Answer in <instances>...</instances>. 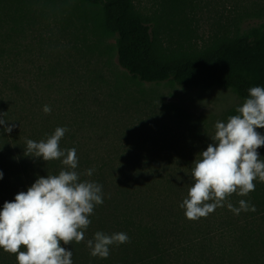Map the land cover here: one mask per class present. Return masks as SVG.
Listing matches in <instances>:
<instances>
[{
    "label": "trees",
    "instance_id": "trees-1",
    "mask_svg": "<svg viewBox=\"0 0 264 264\" xmlns=\"http://www.w3.org/2000/svg\"><path fill=\"white\" fill-rule=\"evenodd\" d=\"M46 1L0 0V66L2 55L19 50L29 29L45 24L47 4H39ZM75 1L92 10L88 17L79 18V25L113 38L118 63L137 82L228 90L241 104L226 112L225 122L238 114L236 109L251 87H264V23L226 31L199 46L186 13L191 0H161V15L154 17L143 13L135 0ZM4 71L0 70V113L16 127L7 133L0 125V210L37 178L58 175L65 168L61 160L46 162L25 152L27 140H46L57 127L68 129L59 144L62 150L76 149L80 181L102 186L104 202L89 217L84 241L64 245L72 251L73 264H211L215 241L225 235L235 237L247 231L253 237L252 228L257 226L264 236V182L259 180L255 191L231 195L206 218H186L180 204L194 182L193 162L213 143L201 137L196 124L182 126L185 135L193 136L178 147L154 134L131 136L126 133L131 129L117 131L116 139L103 136L93 144L85 133L100 131V121L84 104V95L79 104L66 93H61L60 100L50 95L44 99L21 76ZM41 100H47L50 113L41 111ZM257 131L264 135V128ZM258 151L264 159V147ZM88 169L94 170L91 176L86 175ZM240 200L256 210L234 214L227 205L239 207ZM96 232H123L129 242L109 246L106 259L93 257L87 241ZM0 264H17L16 256L0 248Z\"/></svg>",
    "mask_w": 264,
    "mask_h": 264
},
{
    "label": "rangeland",
    "instance_id": "rangeland-1",
    "mask_svg": "<svg viewBox=\"0 0 264 264\" xmlns=\"http://www.w3.org/2000/svg\"><path fill=\"white\" fill-rule=\"evenodd\" d=\"M160 2L135 0L149 17L161 15ZM44 4L45 24L29 29L19 50L2 55L0 70L21 76L44 99L50 95L60 100L61 93H66L79 104L84 95V104L100 121V131L85 133L93 144L103 136L116 139L117 131L131 129L126 132L131 136L154 134L178 147L193 136L185 135L182 127L188 122L196 124L201 137L211 140L215 123L225 122L226 112L241 104L235 94L222 88L187 90L168 82L133 80L118 63L115 40L91 26L79 25L80 17L91 15L89 7L75 0H49L39 5ZM186 13L200 46L226 31L264 23V0H191ZM46 102L41 100V111ZM256 227L253 237L252 232L239 231L235 237L216 240L210 263L264 264V236Z\"/></svg>",
    "mask_w": 264,
    "mask_h": 264
},
{
    "label": "clouds",
    "instance_id": "clouds-1",
    "mask_svg": "<svg viewBox=\"0 0 264 264\" xmlns=\"http://www.w3.org/2000/svg\"><path fill=\"white\" fill-rule=\"evenodd\" d=\"M45 113L51 108L45 105ZM238 114L227 122L217 121L207 149L193 162L192 180L187 196L180 204L189 220L206 218L233 194L247 196L255 191V181L264 182V159L259 148L264 147V87L248 90V98L236 109ZM0 113L3 131L11 133L16 125L8 124ZM67 128L57 127L46 140H27L28 156L49 162L61 160L65 166L58 175L41 176L27 191L16 194L14 201H6L0 210V248L16 256L17 264H73L72 251L64 245L85 239L91 224L89 217L97 205L103 204L102 186L91 181L81 182L76 149L62 150L60 140ZM93 169L86 175L91 176ZM0 179L3 172L0 171ZM228 209L239 215L255 211V206L244 200L239 207L231 203ZM129 242L126 233L107 235L96 232L87 241L90 255L106 259L109 246ZM24 250H21V249Z\"/></svg>",
    "mask_w": 264,
    "mask_h": 264
}]
</instances>
